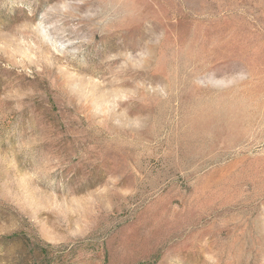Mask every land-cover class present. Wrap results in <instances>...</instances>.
<instances>
[{"label":"rangeland","instance_id":"rangeland-1","mask_svg":"<svg viewBox=\"0 0 264 264\" xmlns=\"http://www.w3.org/2000/svg\"><path fill=\"white\" fill-rule=\"evenodd\" d=\"M0 264H264V0H0Z\"/></svg>","mask_w":264,"mask_h":264}]
</instances>
